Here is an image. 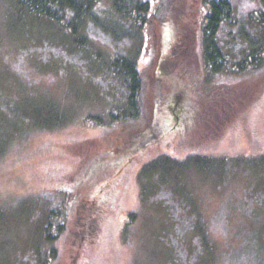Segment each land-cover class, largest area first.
I'll list each match as a JSON object with an SVG mask.
<instances>
[{
    "label": "rangeland",
    "instance_id": "374dc122",
    "mask_svg": "<svg viewBox=\"0 0 264 264\" xmlns=\"http://www.w3.org/2000/svg\"><path fill=\"white\" fill-rule=\"evenodd\" d=\"M135 1L117 12L99 0L97 23L86 20L74 44L63 27L0 0V264H72L77 253L87 264H264L261 0H230L218 70L205 58L204 0H148L140 27L124 17ZM188 11L193 54L157 75L159 33ZM120 56L142 80L133 116ZM223 86L244 103L224 105L208 127ZM178 114L179 127L159 128ZM101 183L113 210L87 246L97 221L78 198Z\"/></svg>",
    "mask_w": 264,
    "mask_h": 264
},
{
    "label": "trees",
    "instance_id": "16d2710c",
    "mask_svg": "<svg viewBox=\"0 0 264 264\" xmlns=\"http://www.w3.org/2000/svg\"><path fill=\"white\" fill-rule=\"evenodd\" d=\"M16 5L19 13L23 12L25 14L32 15L35 19H44L57 24L60 27H63L69 33V36L74 41V44H82L85 39H81V37L77 36L80 33L81 27L83 23L87 20H91L97 23L95 20L94 9L99 0H12ZM125 0H113V8L120 12L123 8ZM204 8L201 9L200 16L204 14V20L202 25V35L203 41L205 45V58L207 63L213 70L220 69L222 65V55L217 46L216 34L220 27V25L224 21L231 22V14H232V4L230 0H204ZM261 4L263 9L256 11V16L258 21L264 26V0H261ZM148 0H136L131 9H127L124 12V17L133 21V24L138 27L143 26L149 22V16L151 13V6ZM123 11V10H122ZM116 12V13H117ZM21 14V16L23 15ZM24 14V15H25ZM21 19V17H19ZM18 18V19H19ZM19 19V20H20ZM186 19V20H185ZM179 21H174L172 24L168 26H162L163 29L159 33V46L163 49L160 50H168L170 47H173L171 56L173 59L166 66L160 65L159 67L163 69L164 72L157 73V75L162 76V74L166 72H172L174 70H170V66L175 65V61H182L190 57L193 54L192 43L193 37L195 38V24L196 19L193 20L192 13L190 11L187 12L186 16H181L178 18ZM181 20L186 23L184 26L179 23ZM77 36V37H76ZM174 43V44H173ZM161 53V52H160ZM158 54L156 58H158ZM164 54V52H163ZM162 55V53H161ZM163 56V55H162ZM119 58V59H118ZM176 58V59H175ZM161 60V59H160ZM173 62V63H172ZM175 62V63H174ZM114 63L118 70H115L123 76H125V82L128 84L129 96L127 98L129 107L133 110L134 114H129L131 116L136 115L139 95L141 91V76L140 72L136 67V64L133 60L126 57H116L114 59ZM162 64V63H161ZM179 64V63H178ZM113 67V66H112ZM221 94L214 98L215 106H210L212 110V115L208 116L205 121V125L208 127H212V125H217V121L221 120L219 111L225 110L223 106L229 108H235V105L238 103L243 104L244 102L240 99V96H236L237 92L232 91L230 88L223 86L220 90ZM236 94L234 95V93ZM178 105L181 103L180 98H178ZM177 102L172 103L169 108L174 111L177 107ZM234 106V107H232ZM198 108H207L205 106H199ZM180 110L177 109L176 113ZM128 115V116H129ZM173 117L169 116L166 118L162 127L160 125L159 128H166V130L176 129L178 123L180 122L179 114L172 120ZM189 119V117H187ZM217 119V120H216ZM56 236H53L49 241L54 239ZM81 240V239H80ZM53 241V240H52ZM80 243V242H79ZM75 257V254H74ZM72 264H74V258H72Z\"/></svg>",
    "mask_w": 264,
    "mask_h": 264
},
{
    "label": "flooded vegetation",
    "instance_id": "af4514ba",
    "mask_svg": "<svg viewBox=\"0 0 264 264\" xmlns=\"http://www.w3.org/2000/svg\"><path fill=\"white\" fill-rule=\"evenodd\" d=\"M174 44V43H173ZM160 49H163L162 47H160ZM172 49H174L173 47H170L168 50H160L159 54H158V58L155 60L154 62V71L157 72V68H159V64L160 65H164L166 66L168 63H170V61L173 59L171 56L173 55V51ZM164 52V54H163ZM161 59V60H160ZM162 63V64H161ZM80 165H78L75 170L74 173L79 169L80 170ZM79 172V171H78ZM74 175V174H73ZM63 177V179H60L61 181H66L68 182V179L72 178L74 179V176H67V175H60ZM67 176V177H66ZM71 179V180H72ZM111 186L110 185H106V184H100V185H95L93 187V189L89 190L88 194L83 197H79L78 198V202L79 200L81 201V199L83 200L82 203H90V208H87V211L85 213V217L89 218L92 221H97V228L95 229V231L91 232L89 234V236L86 238L87 242V246H94L96 244H98L101 240L100 237V226H101V222L108 216V214H110L113 210L112 206H106V204L103 202V195H106L108 193H110L111 191ZM78 202H76V205L74 207V211L77 212V205ZM75 262L77 264H87L86 259H84L82 257V254H78L77 256H75Z\"/></svg>",
    "mask_w": 264,
    "mask_h": 264
}]
</instances>
